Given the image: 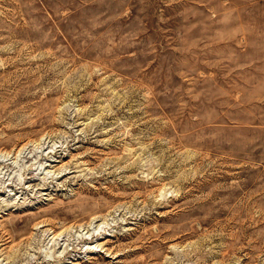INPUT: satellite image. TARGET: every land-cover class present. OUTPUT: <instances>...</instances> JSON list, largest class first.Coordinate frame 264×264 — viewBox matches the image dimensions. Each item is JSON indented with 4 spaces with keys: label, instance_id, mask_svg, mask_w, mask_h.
Segmentation results:
<instances>
[{
    "label": "rangeland",
    "instance_id": "obj_1",
    "mask_svg": "<svg viewBox=\"0 0 264 264\" xmlns=\"http://www.w3.org/2000/svg\"><path fill=\"white\" fill-rule=\"evenodd\" d=\"M0 161V264H264V0H0Z\"/></svg>",
    "mask_w": 264,
    "mask_h": 264
},
{
    "label": "bare ground",
    "instance_id": "obj_2",
    "mask_svg": "<svg viewBox=\"0 0 264 264\" xmlns=\"http://www.w3.org/2000/svg\"><path fill=\"white\" fill-rule=\"evenodd\" d=\"M3 161H4V160H3ZM3 161H0V164L5 165V164L3 163ZM6 165H7V164H6ZM9 166H10V165H9ZM9 166H8V167H9ZM4 167H5V166H4ZM6 167H7V166H6Z\"/></svg>",
    "mask_w": 264,
    "mask_h": 264
}]
</instances>
